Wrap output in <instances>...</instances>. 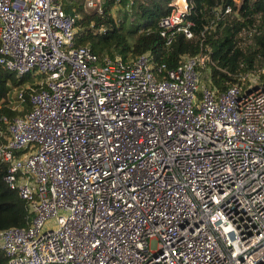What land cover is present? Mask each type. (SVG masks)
I'll list each match as a JSON object with an SVG mask.
<instances>
[{
  "label": "built area",
  "instance_id": "obj_1",
  "mask_svg": "<svg viewBox=\"0 0 264 264\" xmlns=\"http://www.w3.org/2000/svg\"><path fill=\"white\" fill-rule=\"evenodd\" d=\"M167 7L164 44L191 38L187 0ZM76 17L62 0H0V66L31 78L8 96L20 110L28 90L29 109L0 116L2 180L32 215L0 229L3 264H264V84H200L203 51L171 68L99 58L75 46Z\"/></svg>",
  "mask_w": 264,
  "mask_h": 264
},
{
  "label": "trees",
  "instance_id": "obj_2",
  "mask_svg": "<svg viewBox=\"0 0 264 264\" xmlns=\"http://www.w3.org/2000/svg\"><path fill=\"white\" fill-rule=\"evenodd\" d=\"M124 1L116 4L114 0H102L101 14L85 13L81 0L62 2L65 13L73 10L78 13L74 20V27L79 28L74 34L75 46L88 45L99 58L114 55L128 58L149 52L166 68L176 66L181 55L203 51L209 57V84L218 93L237 81L240 74L256 72L264 66V0H238L237 3L187 0L191 10L185 20L191 22L192 37L176 32L168 45L159 36L157 26L159 19L169 12L168 0H133L132 19L127 20L124 13L121 19H115L111 8L123 5ZM225 5L233 10L228 20H222L216 10ZM99 27L103 29L100 31ZM27 82H31L28 75L17 76L0 66V116L11 119L29 109L28 90L23 89L24 102L20 110L10 108L8 97L13 89ZM4 173L5 165L0 163V229L25 227L32 215L26 203L4 184ZM4 261L5 256L0 252V264Z\"/></svg>",
  "mask_w": 264,
  "mask_h": 264
},
{
  "label": "rangeland",
  "instance_id": "obj_3",
  "mask_svg": "<svg viewBox=\"0 0 264 264\" xmlns=\"http://www.w3.org/2000/svg\"><path fill=\"white\" fill-rule=\"evenodd\" d=\"M68 2L70 0H62V2ZM117 6V5H116ZM122 5H118L117 8L116 7H112L111 8V14L114 16L115 19H121V16H122V13H124L125 10H123L122 8ZM82 10L85 12V13H91L90 11L91 10H85L83 5H82ZM118 11V12H117ZM126 12V11H125ZM125 14V13H124ZM77 16H78V13H77ZM127 20L129 19H132V14L131 12H128L127 14H125ZM79 28L75 27V30L77 31ZM208 76H209V70H208V67L206 66L205 69L203 70V73L200 75V84H205V83H208L209 80H208ZM253 76L256 77L255 78V81L253 80H245L244 81V87H242L243 89H247L249 88L250 86H256V85H263L264 84V66L260 67L259 69L256 70V72H253ZM259 77V79H258Z\"/></svg>",
  "mask_w": 264,
  "mask_h": 264
}]
</instances>
